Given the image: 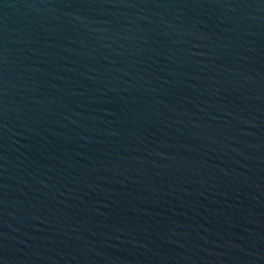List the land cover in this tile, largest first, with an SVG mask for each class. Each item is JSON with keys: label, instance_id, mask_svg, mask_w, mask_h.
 Here are the masks:
<instances>
[{"label": "water", "instance_id": "water-1", "mask_svg": "<svg viewBox=\"0 0 264 264\" xmlns=\"http://www.w3.org/2000/svg\"><path fill=\"white\" fill-rule=\"evenodd\" d=\"M0 264H264V0H0Z\"/></svg>", "mask_w": 264, "mask_h": 264}]
</instances>
